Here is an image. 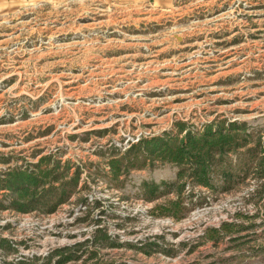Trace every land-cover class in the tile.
Returning a JSON list of instances; mask_svg holds the SVG:
<instances>
[{
    "label": "rangeland",
    "instance_id": "obj_1",
    "mask_svg": "<svg viewBox=\"0 0 264 264\" xmlns=\"http://www.w3.org/2000/svg\"><path fill=\"white\" fill-rule=\"evenodd\" d=\"M232 124L246 144L228 157L230 190L191 169L171 188L181 167L146 158L147 141ZM262 156L264 0H0V179L53 168L43 211L68 190L52 213L0 210V264H54L68 246L82 257L67 264H95L93 251L100 264H264ZM223 168L215 186L230 184ZM225 223L234 233L210 240ZM98 232L115 245L92 243Z\"/></svg>",
    "mask_w": 264,
    "mask_h": 264
},
{
    "label": "trees",
    "instance_id": "obj_2",
    "mask_svg": "<svg viewBox=\"0 0 264 264\" xmlns=\"http://www.w3.org/2000/svg\"><path fill=\"white\" fill-rule=\"evenodd\" d=\"M235 126H237V124H232L230 128L225 130L222 128H219L218 130H212L209 128L200 134L187 132L186 136L180 138L179 135H176L167 142H162L161 139L147 141V144L150 145V147H147V149L151 154L146 158L150 159L152 164L170 163L181 167V172L178 174L177 180L168 184L171 186V188L175 186L177 181L179 182L182 178L188 176L187 173L189 169H191L192 173H190L189 177L196 178V181L199 184L209 187L213 190H219V188H221L222 191L230 190L231 185L236 178V174L226 170V166L229 165L228 157L231 153L239 151V149H241L246 144V139H242L240 134L233 131ZM256 155V152L253 151L251 161H254V157H256ZM262 159L264 161V156H262ZM121 162V160L117 159H112L110 162L115 178H118L123 172ZM144 162L143 164H140L139 167H143L145 164ZM215 163L224 164L225 168H223L222 173L225 183H230L228 186L227 184L223 187L214 185L209 173L211 172L212 166ZM258 165L260 171L258 172L259 178H257L261 180L264 177V164L259 163ZM34 167H37V163ZM126 168L128 169V167ZM53 171L55 170H53L51 167H46L45 169L39 168L38 170L28 167L26 169H14L5 174L6 177L0 179V189L4 191L8 190L11 195H6L8 198L4 196V198H7L9 202L7 204L0 202V210H13L21 213H31L38 209L41 210L42 207H44V204H47L53 199L52 193L54 192L55 188L54 186L48 185L53 183ZM247 176L248 173L242 177L241 181H244ZM76 181L77 177L67 182L66 185L69 186L74 184ZM238 183H240V181ZM146 184L150 188L148 192L150 196L148 199L155 200L158 198L159 195L155 194L158 186L155 184ZM182 187L183 186H180L178 190L179 194L181 193ZM67 192L68 190H65L64 188V190H62L60 193V198L58 201L49 207L46 206V211H41L46 213L54 212L59 207V205L67 200ZM234 229L235 224L225 223L221 226V228H209L206 233L210 240L217 243L223 238V236L233 234ZM98 231L100 232L101 230ZM99 232L97 235H95L92 243H102L105 241V239H109L111 247L115 245L112 241L113 239H111V236L107 235L106 233L99 235ZM4 243V240L0 241L1 248H5ZM155 244L156 243L146 245V247H150V250H146V248L143 246H131L138 247V249L144 248L143 251L151 255L153 246ZM78 246V249H80L83 244H78ZM8 249L9 251L10 249L11 251L13 250L10 245L8 246ZM73 249H75V251H73L69 246L60 248L56 250L50 258H56L54 264H67L70 261H77L80 259V257H82V255L78 254L79 250H76V248ZM89 253V257L85 258V260H95V264H100L98 252L93 251Z\"/></svg>",
    "mask_w": 264,
    "mask_h": 264
},
{
    "label": "crops",
    "instance_id": "obj_3",
    "mask_svg": "<svg viewBox=\"0 0 264 264\" xmlns=\"http://www.w3.org/2000/svg\"><path fill=\"white\" fill-rule=\"evenodd\" d=\"M151 1L154 3H160L165 0H119L121 4H125V5H133V4L140 5Z\"/></svg>",
    "mask_w": 264,
    "mask_h": 264
}]
</instances>
